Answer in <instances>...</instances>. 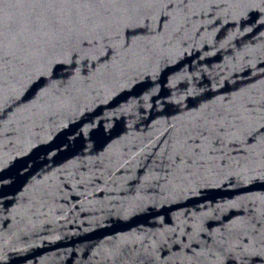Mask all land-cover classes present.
<instances>
[{
    "label": "water",
    "instance_id": "obj_1",
    "mask_svg": "<svg viewBox=\"0 0 264 264\" xmlns=\"http://www.w3.org/2000/svg\"><path fill=\"white\" fill-rule=\"evenodd\" d=\"M0 264H264V0H0Z\"/></svg>",
    "mask_w": 264,
    "mask_h": 264
}]
</instances>
